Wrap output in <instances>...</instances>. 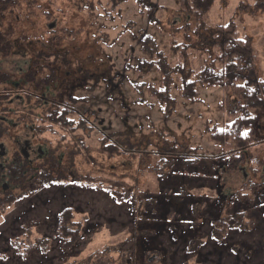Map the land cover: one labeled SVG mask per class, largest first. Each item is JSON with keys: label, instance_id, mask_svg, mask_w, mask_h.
Here are the masks:
<instances>
[{"label": "rangeland", "instance_id": "rangeland-1", "mask_svg": "<svg viewBox=\"0 0 264 264\" xmlns=\"http://www.w3.org/2000/svg\"><path fill=\"white\" fill-rule=\"evenodd\" d=\"M141 1L143 4L136 0H35L40 6L36 10L40 11L39 15L28 16L22 9V15L15 20L9 17L12 47L5 55L0 54V95L11 92H7L4 100L0 98V114H6L7 120L18 127L12 129V136L25 129V137L30 138L33 149L43 150L45 142L55 148L60 145L56 158L62 154L61 163H65L64 153L73 145L62 127L52 122L51 112L60 106L54 102L72 93L79 104L73 103L75 111L68 118L73 127L81 126L80 118L88 123L84 122V128L76 129L74 134L83 141L91 157L87 160L84 149L86 156L81 151L75 152L71 161L75 175L82 181L97 184L102 192L111 189L115 201L125 190L145 194L144 191L154 193L165 188L171 192L185 186L191 187L193 194L216 197L219 190L226 194L241 189L249 181L260 182L264 178V142L251 148L263 170L252 172L249 162H244L243 170L224 173L222 151L205 131L214 126L222 129L232 119L220 109L225 95L223 88L198 87L197 101L189 102L181 98L178 87L190 70L200 69L207 57L202 50L208 48L211 54L215 50L211 32L205 29L228 23H234L241 36L251 38L256 74L264 81V0H214L204 15L203 29L195 28L193 16L179 11L176 0ZM144 35L152 37L155 54L142 51L140 41ZM41 53L47 59L40 57ZM128 65L131 69H127ZM41 76L43 79L39 81ZM167 80L177 82L173 87L168 82L169 93L175 97L171 113V104L160 106L159 98L147 91L148 88L153 92L163 90ZM134 83L139 85L136 91L132 89ZM139 96L143 97V103L138 101ZM254 111L262 114L261 108ZM38 117L48 120L42 122ZM257 124V134L264 139V116ZM34 126L42 132L37 135L39 138L29 133ZM51 129L55 133L47 132ZM63 135L67 138L62 139ZM101 138L106 144L119 142L120 146L128 138L131 147L119 148L109 157L100 151ZM176 144L188 147L193 151L189 155H197L199 161L180 165L179 159L162 172L160 167L170 159L168 150ZM176 148L181 150L180 146ZM37 157H40L37 152H31L30 164ZM56 189L39 186L25 197L22 194L27 193L25 185L15 187L13 197L21 194L24 197L10 201L0 213V264H30L29 260L14 255V235L23 228L24 233L18 238L25 241V224L34 220L33 234L50 236L63 206L79 209L74 216V227L80 223V243L82 239L85 241L79 255L70 258L67 264H83L96 250L112 252L109 254L113 263L119 264L120 256L128 254L118 250L119 244L130 236L127 229L115 222L120 209L110 205L107 195L88 188ZM31 202L33 209L40 208L29 209ZM83 207L86 211L80 213ZM106 210L110 215L108 220L113 221L104 219ZM111 211L115 214L111 215ZM138 211H144V203ZM127 216L125 220H129ZM251 217L256 222L264 219L261 211H253ZM101 224L104 226L100 227ZM47 252L55 260L46 263V258L39 257L35 264H61L62 252L66 251L54 243ZM157 261L156 258L155 264Z\"/></svg>", "mask_w": 264, "mask_h": 264}, {"label": "trees", "instance_id": "trees-1", "mask_svg": "<svg viewBox=\"0 0 264 264\" xmlns=\"http://www.w3.org/2000/svg\"><path fill=\"white\" fill-rule=\"evenodd\" d=\"M136 1L143 4L141 0ZM176 1L179 11L195 18V28L203 29L204 15L214 0ZM22 9H25L28 16L39 15L40 12L36 11L40 9V6L36 4L35 0H0V54L5 55L12 47L10 43L13 28L9 17L12 16L15 20L21 14ZM4 27L7 29L5 30ZM188 28L186 27V29ZM205 30L211 32L214 41L212 45L215 50L213 54L208 48L202 50L207 53V57L200 69L190 70L185 77H182L180 87H178L179 95L184 100L196 102L198 87L221 86L223 88L225 95L220 109L225 110L232 119L222 129L214 126V128H206L205 131L215 146L222 151L220 161L224 173L232 174L243 170L244 162L246 164L249 162V167L253 170L251 171L256 173L260 168L261 170L263 168L256 154L251 153V148L264 142L263 137L257 134V123L260 117L264 116V81L256 74V56L253 52L251 38L241 36L234 23L216 25ZM140 42L144 53L155 54L153 51L155 43L150 35H144ZM61 55L63 54L61 53ZM39 56L47 59L42 53ZM127 69H131V66L128 65ZM161 73L163 74V72ZM42 79L41 76L39 81ZM168 82L172 87L174 86L172 84L177 85L175 80H167L164 82L163 90L153 92L151 88H148L147 91L159 98L160 106L167 107L171 104V108H169V113H171L174 109L175 97L169 93L171 88ZM141 85L143 87V83ZM137 86L139 87L137 83H134L132 89L138 90ZM77 100L78 98L70 93L69 96L59 101L61 107H55L52 112L50 110L53 113L51 115L54 119L52 122L62 127L73 145L70 150H66L64 153V156L67 157L65 163H61L62 154L56 158V150L60 145L55 148L45 142V148L40 153L42 157L35 160L33 164L29 162L28 169H25V191L27 193H22L25 194V197L28 193L36 191L39 186L55 188V190L57 187L64 189L73 186L79 189L88 188L107 195L110 205L120 209L119 218L115 222L124 230L127 229L130 235L119 244L118 250L128 253L120 256L119 264H155L156 258L158 259L156 264H264V219L261 222H256L255 218L251 217L253 211H261L264 217V178L260 182L249 181L241 189L237 188L226 194L219 190L216 197L205 196L204 193L193 194L190 190L191 187L181 186V188L171 189V192L164 188L162 191L154 193L144 191L145 194L133 192V190L126 193L125 190L126 192L123 191L121 198L115 201L110 192L111 189L102 192L98 189L97 184H91L86 180L82 181L75 175L71 163L75 152L81 151L80 153L85 155L84 149L87 160L91 159L87 153L88 148H84L83 141L76 139L74 134L76 129H82L84 124L88 125V123L79 117L78 123L81 126L73 127L72 121L68 118V115L75 111L73 103L79 104ZM138 101L143 103V97L139 96ZM257 108L262 109V114L253 112ZM44 112L46 116L49 114L48 109ZM38 118L42 122L43 119L48 120L46 117ZM47 132L55 133L53 129L47 130ZM29 133H32V136L36 138H39L37 135L42 134L36 126L30 128ZM66 135H63L62 139H66ZM103 139L101 138L103 143L100 151L109 157L119 148L121 150V148L131 147L128 138L126 143H122L121 146L119 142L106 144ZM177 146L185 151L179 153L181 150H177ZM168 152L170 159L160 167L162 172L179 159L180 165L194 164L199 161L198 156L189 155L193 151L183 145L176 144ZM247 154H250L248 159L245 158ZM252 164H256L257 168H253ZM151 170L154 169L149 171ZM209 188L218 189L217 187ZM22 194L0 203V213L9 205L10 201L22 199L24 197ZM165 201L166 203H164ZM42 202L45 200L40 203ZM142 203H144V211L140 212L138 207ZM38 208L40 207L37 206L33 209L32 202L29 204V209L36 211ZM78 211L79 209L63 206L58 213L56 226L50 236L34 235L32 229L36 222L32 223L34 220L29 222L27 220L25 241L18 238L24 233L23 228H20L21 232L14 235L12 241L14 255L20 260H29L30 264L37 263L39 257L46 258V263L53 262L55 259L49 258L48 254L51 252L47 251L52 249L56 243L66 251L62 252L61 264H67L70 258L79 255L85 243L83 239L80 243L82 232L80 223L74 227L76 224L74 216ZM85 211L86 209L83 207L80 213ZM108 212L106 210L104 218L106 220L110 217ZM110 214L114 215L115 212L111 211ZM127 214L129 220H125ZM25 217L27 218V216ZM111 220L113 221V219L108 221ZM251 222L253 225L250 227ZM102 225L99 226L102 227ZM258 231L261 232V236L257 234ZM109 253L104 250H96L88 255L83 264H114L113 257L110 256L112 252Z\"/></svg>", "mask_w": 264, "mask_h": 264}, {"label": "flooded vegetation", "instance_id": "flooded-vegetation-1", "mask_svg": "<svg viewBox=\"0 0 264 264\" xmlns=\"http://www.w3.org/2000/svg\"><path fill=\"white\" fill-rule=\"evenodd\" d=\"M17 70L21 71V67ZM7 92L11 91L3 92L0 98L4 100ZM14 127L15 125L7 120L6 114H0V203L13 198L15 187L25 185V169H28V164L32 161L31 152H37L40 155L37 158L42 157L40 154L42 149L39 147L33 149L32 141L25 137V129L19 133L18 130L17 136H12Z\"/></svg>", "mask_w": 264, "mask_h": 264}]
</instances>
